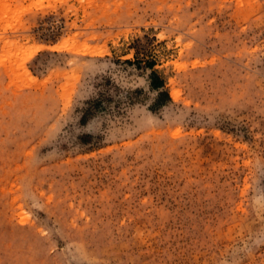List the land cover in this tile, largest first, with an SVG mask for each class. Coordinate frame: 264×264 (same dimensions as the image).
Wrapping results in <instances>:
<instances>
[{"label": "rangeland", "instance_id": "rangeland-1", "mask_svg": "<svg viewBox=\"0 0 264 264\" xmlns=\"http://www.w3.org/2000/svg\"><path fill=\"white\" fill-rule=\"evenodd\" d=\"M0 264H264V0H0Z\"/></svg>", "mask_w": 264, "mask_h": 264}, {"label": "trees", "instance_id": "trees-1", "mask_svg": "<svg viewBox=\"0 0 264 264\" xmlns=\"http://www.w3.org/2000/svg\"><path fill=\"white\" fill-rule=\"evenodd\" d=\"M146 63H147V67L150 70H152L153 64L151 62H146ZM149 80H150V87L157 92L160 91L158 92L159 96L165 97L167 100H169L167 92L162 91V89L164 88V81L162 78L159 77L156 71H151ZM158 102L161 103V101Z\"/></svg>", "mask_w": 264, "mask_h": 264}]
</instances>
